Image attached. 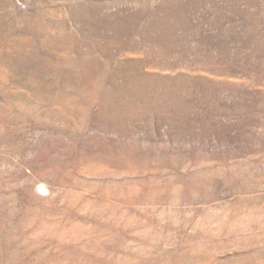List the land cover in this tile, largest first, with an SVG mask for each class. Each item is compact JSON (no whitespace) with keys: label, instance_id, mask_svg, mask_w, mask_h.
Wrapping results in <instances>:
<instances>
[{"label":"rangeland","instance_id":"1","mask_svg":"<svg viewBox=\"0 0 264 264\" xmlns=\"http://www.w3.org/2000/svg\"><path fill=\"white\" fill-rule=\"evenodd\" d=\"M0 264H264V0H0Z\"/></svg>","mask_w":264,"mask_h":264},{"label":"bare ground","instance_id":"2","mask_svg":"<svg viewBox=\"0 0 264 264\" xmlns=\"http://www.w3.org/2000/svg\"><path fill=\"white\" fill-rule=\"evenodd\" d=\"M71 38V37H70ZM72 40V39H71ZM69 41V40H68ZM73 42V41H72ZM97 62H99V64H98V66L100 65V67H101V65H102V61L100 62L99 61V59H98V61ZM36 63V62H35ZM47 68H49V67H47ZM47 68H45V71H48L49 69H47ZM53 69V68H52ZM34 71H35V69H34Z\"/></svg>","mask_w":264,"mask_h":264}]
</instances>
